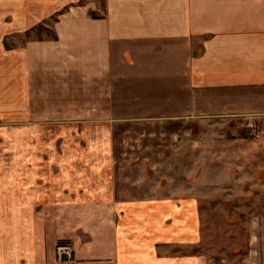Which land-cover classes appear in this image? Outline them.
<instances>
[{
  "label": "crops",
  "instance_id": "obj_1",
  "mask_svg": "<svg viewBox=\"0 0 264 264\" xmlns=\"http://www.w3.org/2000/svg\"><path fill=\"white\" fill-rule=\"evenodd\" d=\"M235 113L264 119V0H0V264H264L250 231L242 255L202 248L203 188L171 175L219 144L176 128ZM137 129L173 153L118 152Z\"/></svg>",
  "mask_w": 264,
  "mask_h": 264
},
{
  "label": "rangeland",
  "instance_id": "obj_2",
  "mask_svg": "<svg viewBox=\"0 0 264 264\" xmlns=\"http://www.w3.org/2000/svg\"><path fill=\"white\" fill-rule=\"evenodd\" d=\"M230 116L232 117L229 120L236 122V129L228 126L213 131L199 130L198 128H186L188 130L176 128L177 133L174 137L171 134V143L178 142L176 135L192 131L190 141L193 143L201 136L199 140L201 142L205 141L206 137H213L217 138L219 144H189L187 157L181 161H174L171 155V175L174 173L177 175L175 186L191 184L195 188H203L201 192L193 193L197 197L200 209L202 248H205L209 253H217L222 249H226L230 253L236 250L238 254L242 255L248 247L249 231L261 238V247H264V175H248V173L252 174L264 167V119L255 118L249 113H235ZM248 118L251 120L249 121ZM213 119L221 120L222 118L213 117ZM187 120L186 123L194 126L195 123L191 124V122H196L199 119L192 117ZM176 121L181 120L176 119ZM229 125L232 126L233 123ZM153 131L145 133L141 129H137L130 132L127 136L128 139L124 135L125 143L115 146V149L120 152L118 148H123V151L136 153L140 155L138 159L143 157V153H159L160 155L168 154L170 151L173 153V145L168 146L164 134L158 135ZM171 131L173 132L172 128ZM136 132H141L143 135L138 138ZM232 135L242 138L244 144L221 143V139L230 141ZM249 143L254 144V148L257 150L254 154L248 148ZM1 146L0 152L6 151V146ZM179 147L180 145L176 144L175 151ZM183 149L184 145H181V150ZM236 149L242 154L238 156L241 158L240 160H237ZM222 152L227 154L223 155V160L220 159ZM175 156L177 157L178 154ZM199 159L203 160L201 162L203 167L200 169H198ZM222 165L225 166L224 169H222ZM119 168V162L114 161L113 183L114 179L120 178L118 173L124 171L123 167L118 171ZM183 170L191 171L194 175L185 178ZM216 172H220L219 176L215 175ZM132 179L133 177H131ZM221 186H224L227 191L222 190ZM258 247L259 245L255 242V248ZM241 257L229 256V260L237 261Z\"/></svg>",
  "mask_w": 264,
  "mask_h": 264
},
{
  "label": "built area",
  "instance_id": "obj_3",
  "mask_svg": "<svg viewBox=\"0 0 264 264\" xmlns=\"http://www.w3.org/2000/svg\"><path fill=\"white\" fill-rule=\"evenodd\" d=\"M248 120L250 121L251 119L248 118ZM56 253L60 260L62 259L69 260L71 259L72 248L69 244H58L56 246Z\"/></svg>",
  "mask_w": 264,
  "mask_h": 264
}]
</instances>
